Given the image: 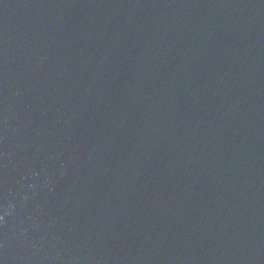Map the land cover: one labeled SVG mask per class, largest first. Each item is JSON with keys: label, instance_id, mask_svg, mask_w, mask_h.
Returning a JSON list of instances; mask_svg holds the SVG:
<instances>
[{"label": "water", "instance_id": "water-1", "mask_svg": "<svg viewBox=\"0 0 264 264\" xmlns=\"http://www.w3.org/2000/svg\"><path fill=\"white\" fill-rule=\"evenodd\" d=\"M0 264H264V0H0Z\"/></svg>", "mask_w": 264, "mask_h": 264}]
</instances>
